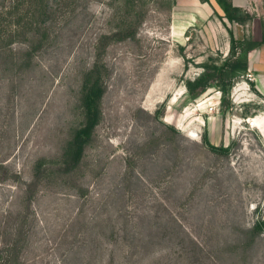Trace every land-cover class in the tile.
<instances>
[{
    "label": "rangeland",
    "instance_id": "obj_1",
    "mask_svg": "<svg viewBox=\"0 0 264 264\" xmlns=\"http://www.w3.org/2000/svg\"><path fill=\"white\" fill-rule=\"evenodd\" d=\"M176 3L0 0V264H264V98L245 72L224 103L187 87L252 36Z\"/></svg>",
    "mask_w": 264,
    "mask_h": 264
},
{
    "label": "trees",
    "instance_id": "obj_2",
    "mask_svg": "<svg viewBox=\"0 0 264 264\" xmlns=\"http://www.w3.org/2000/svg\"><path fill=\"white\" fill-rule=\"evenodd\" d=\"M222 5L224 10V18L229 23L245 24L252 18V16L245 9L233 6L230 0H223ZM228 32L230 36L229 40L231 43L229 53H232L231 55L233 56V59L224 63V69L220 68L218 70L215 68L214 70L209 71L210 67L206 66L207 70H204L198 77L194 79V81L187 82L188 93L191 97H196L199 93L203 92L209 86L215 85L214 81L216 80L219 83L216 85L219 87L222 93L221 102L224 103V97L228 93L231 85L230 81L236 75L243 74V72H245L247 68L248 49L264 42V39L261 41H254L243 38L238 42L240 51H238L236 56L234 54L235 45H233V42L235 40L233 38L232 32L230 30H228ZM226 79L227 82L224 83V80ZM82 88L83 93L81 96V108L83 113V122L75 130L74 135L71 141L69 142L66 152L64 154L65 157L63 162L68 166L74 165L80 159L84 145L90 137L94 126L98 123L100 118L99 102L101 99L103 88L97 71L94 75L90 73L85 77ZM206 138L207 137H204V143L208 145L211 149L216 151L219 150L220 152L227 151V148L209 144Z\"/></svg>",
    "mask_w": 264,
    "mask_h": 264
},
{
    "label": "crops",
    "instance_id": "obj_3",
    "mask_svg": "<svg viewBox=\"0 0 264 264\" xmlns=\"http://www.w3.org/2000/svg\"><path fill=\"white\" fill-rule=\"evenodd\" d=\"M223 0H177L176 4L183 5V9L188 14L185 21L190 25L198 21L205 22L209 18L224 15ZM231 4L236 7L245 9L253 15L250 23H236L235 33L242 36L245 32L250 33L253 40H262L264 36V0H230ZM218 19V17H217ZM220 20V19H218ZM221 22V21H220ZM252 73V88L257 94L264 98V42L248 49L247 51V68L245 73Z\"/></svg>",
    "mask_w": 264,
    "mask_h": 264
},
{
    "label": "built area",
    "instance_id": "obj_4",
    "mask_svg": "<svg viewBox=\"0 0 264 264\" xmlns=\"http://www.w3.org/2000/svg\"><path fill=\"white\" fill-rule=\"evenodd\" d=\"M245 77H246L247 81H249V82L253 80V75L249 71L247 73H245Z\"/></svg>",
    "mask_w": 264,
    "mask_h": 264
},
{
    "label": "bare ground",
    "instance_id": "obj_5",
    "mask_svg": "<svg viewBox=\"0 0 264 264\" xmlns=\"http://www.w3.org/2000/svg\"><path fill=\"white\" fill-rule=\"evenodd\" d=\"M252 125V124H251Z\"/></svg>",
    "mask_w": 264,
    "mask_h": 264
}]
</instances>
